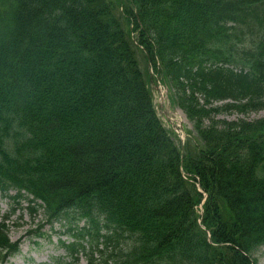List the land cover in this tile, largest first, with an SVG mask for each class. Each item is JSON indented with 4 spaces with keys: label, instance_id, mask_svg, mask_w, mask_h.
Returning <instances> with one entry per match:
<instances>
[{
    "label": "trees",
    "instance_id": "16d2710c",
    "mask_svg": "<svg viewBox=\"0 0 264 264\" xmlns=\"http://www.w3.org/2000/svg\"><path fill=\"white\" fill-rule=\"evenodd\" d=\"M260 109L264 0H0V194L65 226L71 262L256 264L264 116H219Z\"/></svg>",
    "mask_w": 264,
    "mask_h": 264
},
{
    "label": "rangeland",
    "instance_id": "374dc122",
    "mask_svg": "<svg viewBox=\"0 0 264 264\" xmlns=\"http://www.w3.org/2000/svg\"><path fill=\"white\" fill-rule=\"evenodd\" d=\"M235 40L237 41V39ZM239 42L240 40H238ZM233 43L236 44L235 42ZM140 59L143 65H148L144 63L142 56ZM157 86L158 88L153 87L154 102L159 109V114L164 124L167 125L168 122H171L182 139L189 135L187 130L191 131V135H195L193 124L185 116L184 112L178 108L172 111L169 109L166 86L161 84ZM161 92H163V97L160 95ZM171 93H168L169 99H171V95L174 97V94ZM165 111L166 113H164ZM262 116H264V109L246 113L230 111L219 117H224L229 120L236 118L254 120ZM181 125H183L184 129H181ZM11 194H14V191H11ZM26 204L27 202L25 200L17 203L14 198L5 197L0 194V221L4 215H8L6 224L9 237L12 241L20 240L19 250L9 256L4 262H0V264H68L70 258L60 243L61 239L65 241L71 239L69 232L66 231V227L60 222H54L52 226L46 224L37 230L36 228L42 224L43 212L40 210V213L32 216L25 209ZM12 208H15L13 212H11ZM255 255L257 257L256 264H264V245L257 250ZM69 264H86V260L81 255L79 261L74 263L70 262Z\"/></svg>",
    "mask_w": 264,
    "mask_h": 264
}]
</instances>
